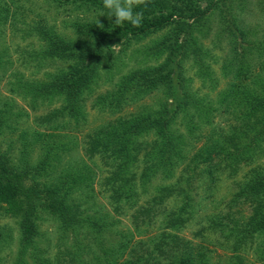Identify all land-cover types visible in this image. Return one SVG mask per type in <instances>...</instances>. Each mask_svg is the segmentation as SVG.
I'll use <instances>...</instances> for the list:
<instances>
[{"label":"rangeland","instance_id":"obj_1","mask_svg":"<svg viewBox=\"0 0 264 264\" xmlns=\"http://www.w3.org/2000/svg\"><path fill=\"white\" fill-rule=\"evenodd\" d=\"M58 1L62 0H3L0 2V115H3L1 108L5 103L14 104L15 110L21 113V118L6 116L5 128H0V155L12 147L13 161H17V153L20 155L22 152V144L19 142L22 137L20 130L26 129L29 132L27 137L34 143V146H29L26 152L30 162L39 160V149L47 138H55L57 144H66L73 156L83 159L85 164L95 162L97 166H91L92 170L88 174V179L81 180L82 185L83 182L92 183L91 189L87 190L85 198L80 199L78 204L77 198L69 200L68 204L81 214V218L102 223L113 232L114 235L110 236L106 229V232L102 234L107 240L106 246L111 245L114 239L115 246L118 241L120 244L127 245L118 259L119 264L181 263L177 262L176 258H172L175 260L172 261L164 257L166 252H170L169 247L178 248V252H174V255H190L198 264H235L236 256L242 258V264H261L260 257L263 253L261 241L264 242V236L261 235L260 238L255 235L251 238L246 235L245 238L240 230L244 226L248 228L253 219H260L258 214L264 212V201L260 202L256 199L250 202L246 197L247 188L254 184L252 178L256 175H264V115L250 116L248 122L242 123V128H246V132L239 143L235 137L229 138V144L237 143L242 146L239 153L241 161L233 171H230L231 176L228 173L229 169L223 167L222 156L216 153L218 149L214 147L211 154H207L206 149L210 146L212 148L219 129H223L225 134L230 132L229 128L236 125L237 119L249 111L247 105L240 104L237 100L228 98L232 102L230 105L227 104V99L221 100L231 89L230 86L234 81L232 74L224 72L223 66L228 53L235 48L239 49L229 43V40L233 39L232 33H237V27L240 30L250 31L241 47L253 39L264 37V10L260 6L264 4V0H192L195 7L205 10V13L198 19L185 17L183 20L191 25L189 35L193 38V44L200 46L203 52L206 51L208 58L205 60V66L190 63L194 58L192 55L185 59L189 65L183 63L184 67L180 70L182 76L186 78L182 83L183 90L196 94L199 99H202L203 107L206 108L208 104H211L212 111L208 110L202 117L196 113L193 115L192 121L197 125L193 133L192 126L187 123L180 125L178 132L186 135L193 152L203 148L199 152L202 156L200 159H202L203 168L184 188L186 193L188 192L186 196L177 200L173 198L161 207L156 205L159 211H156L155 207L150 210L155 209L154 214L156 212L160 214L148 218L143 214L138 215V211L149 208L156 191L152 186L143 184L140 177L141 167L135 170L137 179L134 177L130 181L133 189L132 198L129 201L121 199L113 203L100 187L101 179L111 168V165H108V155L112 147L109 150L99 148L102 151L93 155L90 150L94 146V139L102 141L104 140L102 137L109 136L107 132L116 119L129 120L137 116L147 105L163 102L165 100L161 93L163 87L157 88L152 98L149 97L151 94L140 97L132 90L122 94V101H119L118 105L107 103L106 106L99 107L96 102L100 96L107 95L109 90H114L120 83L117 76L108 83L101 75L90 84L85 94L84 117L63 115L57 119L55 126L49 127L39 118L61 108V100L54 99L50 103L37 104L30 99L23 100L21 97H16L10 91V83L14 81V76L42 83L52 80L51 77L56 75L61 67L59 63L51 60L36 62L37 65L44 66L40 73L34 72L35 66H26L28 54H36L45 47V41L40 40L42 36L35 32L34 26L41 25L52 32L54 40L57 36L65 40L70 37L72 23L91 22L93 18L101 17V12L93 4H82V2L74 4L72 1L59 4ZM169 1L173 3V0ZM188 14L190 13L186 15ZM173 26L171 24L162 29L159 34L167 37ZM223 30L227 32L220 36L221 39L216 38V34ZM133 42L138 46L140 53L131 55L127 53L123 56L125 62H128V68L135 66V60L141 58H144L145 66H157L166 59L169 62L175 59L166 49L158 60L153 57L154 60L150 61L149 57L143 55L144 53L141 54L143 50H149V38ZM237 42H239L238 39ZM114 46L116 54L119 53V47ZM145 53L149 54V51ZM257 68L255 66L253 71ZM238 71L240 72V69L234 70L235 73ZM247 74L242 76L245 77ZM243 82L250 88L260 86L253 84L251 77L244 81L241 79L240 83ZM87 120L88 124L84 123ZM96 128L97 130L93 131ZM35 133L45 134L41 144L36 140ZM144 139L147 144L150 143L149 139ZM209 166L212 171L216 170V174L212 177L208 176ZM58 174H43L45 177H40L37 181L39 188L54 182L56 177H59ZM27 184L30 185V183ZM11 204L12 202L0 199V228L5 229L4 240L0 245V264L14 263L22 249L20 220L16 221L4 215ZM40 208L42 210L35 212L38 232L35 247H30L25 252L28 264H36L31 258L34 254L53 262L57 253L61 251L58 238L61 236L59 223L53 214L47 212V205H41ZM179 210L182 212L181 215ZM254 212L257 213L255 216ZM250 218L253 219L250 220ZM167 220L170 223L169 226L166 225ZM93 232L88 224L78 230L77 239L81 240L89 250L88 253L77 257L75 264L108 263L101 257L98 263L94 260V256L102 255V252L99 243H96L91 235ZM229 232L232 233L230 236H228ZM74 235V233L69 235L66 247L75 246ZM151 238L154 240H150ZM243 238L245 242L248 241L247 245L236 248V244H239ZM152 241L154 243L161 241L158 245L161 249L155 250V246L152 248L150 245L153 244ZM145 255L147 259L148 256L150 257L147 261L139 260ZM73 263L72 261L70 264Z\"/></svg>","mask_w":264,"mask_h":264},{"label":"trees","instance_id":"obj_2","mask_svg":"<svg viewBox=\"0 0 264 264\" xmlns=\"http://www.w3.org/2000/svg\"><path fill=\"white\" fill-rule=\"evenodd\" d=\"M71 1L74 4L78 2L93 4L101 12V17L93 18L90 20L91 22L72 23L70 37L65 40L58 36L54 40L52 32L41 25L34 26L35 32L42 36L40 40L45 41V47L36 54H28L26 66H35L34 72L36 73H40L44 67L37 65L36 62L40 63L43 60L54 61L61 67L57 70V74L51 77L52 80L42 83L14 76V81L10 83V91L16 97H21L23 100L30 99L37 104L50 103L54 99L61 100V108L50 111L47 115L39 118L49 127L50 125L55 126L57 119L63 115L69 117L80 115L83 118L85 94L89 90L90 84L101 75L108 83L114 76H117L120 83L114 90H109L107 95L100 96L96 102L99 107L106 106L107 103L118 105V102L122 101V94L132 90L140 97L151 94L149 97L152 98L155 90L163 87L161 92L165 97L163 102L147 105L137 116L129 120L116 119L114 123H111L107 132L109 136L102 137L104 139L102 141L94 139V146L90 150L93 155L102 151L99 148L109 150L112 147L108 155V165L110 164L111 168L107 175L101 179L100 187L113 203H117L121 199L129 201L132 198L133 189L130 181L135 177L136 168L140 166V177L143 184L152 186L156 194L152 198L149 208L141 209L138 211V215L143 214L147 218L156 216L160 213L154 214L155 209L159 211L155 206L161 207L173 198L177 200L186 196L188 192L186 193L184 188L195 179V175L200 173L203 168L201 166L202 159H200L202 156L199 153L203 148L193 152L186 135L178 131L180 125L187 123L192 126L193 133L197 129L196 123L192 121L193 115L196 113L202 117L207 114L208 110L212 111L211 104L205 108L202 106V99H199L196 94L183 90L182 83L186 78L180 71L184 67L183 63H187L185 59H188L190 55L194 57L190 63H195L196 66H205V60L208 58L207 52H203L200 46L193 44V38L189 35L191 25L183 20L185 17L198 19L205 13V10L195 7L192 0H173V3H170L169 0H148L147 7L140 6L134 9V11L143 14L141 25L134 27L128 22L117 25L115 17L109 18L107 15H102L107 12L103 7L102 0H62L57 3L66 4ZM260 6L264 10V4H260ZM2 10L6 12L4 8ZM188 12L190 14L186 15ZM171 24L174 26L167 37L159 34L162 29ZM236 31V34L232 33L233 39H230L229 43L237 46L240 51L238 52L236 48L231 50L225 58L223 66L224 72L232 74L234 81L230 86L231 89L221 100L227 99L229 105L232 102L228 98L237 100L240 104L247 105L249 111L237 119L236 125L229 128L230 132H226L227 135L223 129H219L212 148L210 146L206 149L207 154H211L214 147L218 149L216 153L222 156L223 167L229 169L228 173L233 171L241 161L239 153L242 149V146L236 142H233L236 145L229 144L230 139L235 137L239 143L246 132V128H242V123L248 122L250 116L264 115L262 113L264 111V37L253 39L241 47L247 40L250 31L240 30L238 27ZM226 32L225 30L221 31L216 34V38L221 39L220 36ZM146 37L149 38V50H143L141 54L144 53L143 55L149 57L150 61L154 60L153 57L158 60L166 49L175 59L170 62L166 59L157 66H145L144 58H141L135 60V66L128 68V62H125L123 56L127 53L130 55L139 54L140 50L133 41H141ZM114 45L120 49L117 54ZM147 51L149 54L145 53ZM255 66L258 68L253 71ZM238 69L240 72L235 73L234 70ZM246 73H248L247 76L243 77L242 74ZM249 77L253 84L260 86L250 88L246 83H240L241 79L244 81ZM178 82L181 83L178 84ZM1 109L3 115H0V128H5L6 116L21 118V113L15 110L14 104L5 103ZM84 123L88 124V120ZM96 130L97 128L93 131ZM20 131L22 137L19 142L22 144V152L20 155L17 153V161H13L14 153H11L14 150L12 147L0 155V199L12 202L11 206L5 210L4 215H8L16 221L20 220L22 249L12 264H28L25 252L30 247H35L38 235L35 212L42 210L41 205H47V212L53 214L59 223L61 236L58 238L61 251L57 253L56 257L58 258L55 257L53 262L34 254L31 256L33 263L70 264L73 261L75 264L77 257L88 253L89 250L76 237L78 230L88 224L92 227L94 232L91 235L96 243H99L102 252V255H95L94 260L98 263L101 257L108 261L107 264H119L118 259L127 245L120 244L118 241L115 246L114 239L111 245L106 246L107 240L103 238L102 234L106 232L107 226L81 218V214L68 204L71 199L77 198L76 203L78 204L80 199L85 198L92 183L83 182L82 185L81 180L88 179V174L92 170L91 166H97V164L95 162L85 164L83 159L75 158L68 150L67 145L57 144L55 138H47L42 143L45 134L39 133L34 135L38 143H42L39 149L40 153H38L39 160L30 162L29 157H26V152L29 146H34V143L27 137L29 132L26 129ZM144 138L149 139L150 143L147 144ZM207 171L209 177L216 174V170L212 171L210 166ZM46 173L58 174L59 177H56V180L46 187L39 188L37 181L40 177H45L43 174ZM135 178L137 179V176ZM252 179L254 184L247 188V201L254 202L257 199L263 202L264 175H256ZM26 183H30V185H26ZM143 191H145L144 188ZM249 204L251 205V203ZM154 207L155 209L151 211L150 209ZM178 212L181 215V210ZM256 214L254 212V216ZM258 215L260 219L250 218L253 221L248 228L244 226L240 230L243 237L246 235L251 238L255 235L260 238L261 235L264 236V212H260ZM168 222L167 220V226L170 225ZM212 223L218 224L217 222ZM3 228H0V245L4 240L5 229ZM107 230L110 236L114 235L111 230ZM73 233L75 234V246L66 247V240ZM230 234L232 233L229 232L228 236ZM150 240H154V238ZM160 242L152 241L153 244L150 245L152 248L155 246V250H159L161 249L158 246ZM247 243L248 241L245 242L243 238L239 244H236V248L244 247ZM261 244H263V253L260 261L261 264H264V242L261 241ZM169 251L172 253L166 252L164 255L166 259L176 258L177 262H181L179 264H198L190 255H174V252H178L177 247H169ZM146 256L139 260L147 261L150 257L148 256L147 259ZM109 257H111V262ZM172 261L175 260L172 259ZM235 264H242L240 256H236Z\"/></svg>","mask_w":264,"mask_h":264},{"label":"clouds","instance_id":"obj_3","mask_svg":"<svg viewBox=\"0 0 264 264\" xmlns=\"http://www.w3.org/2000/svg\"><path fill=\"white\" fill-rule=\"evenodd\" d=\"M102 3L104 9L107 10L106 14L102 13V15H107L109 18L115 17L117 25L128 22L134 27H139L143 14L134 9L140 6L147 7L148 0H102Z\"/></svg>","mask_w":264,"mask_h":264}]
</instances>
